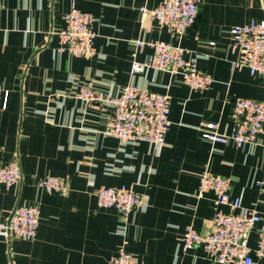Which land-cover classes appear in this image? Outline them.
I'll return each instance as SVG.
<instances>
[{
  "label": "crops",
  "instance_id": "obj_1",
  "mask_svg": "<svg viewBox=\"0 0 264 264\" xmlns=\"http://www.w3.org/2000/svg\"><path fill=\"white\" fill-rule=\"evenodd\" d=\"M72 1L0 0V85L9 91L7 108L0 106V164L16 160L22 169L19 183L0 186V219L22 204L38 205L41 216L35 239L0 237V264H110L121 247L137 253L142 264H217L202 246L183 247L186 226L210 231L217 208L213 191L199 195L200 176L208 169L231 177V195L264 217V186L257 184L264 181V149L213 143L200 127L214 122L219 132H229L235 97L264 100L263 78L234 68L237 54L230 48L233 26L264 20V0H199L195 25L181 35L143 16L140 7L162 0H75L96 17L91 57L58 50L57 33ZM137 39L185 48V57L213 82L194 90L170 71L132 74L133 61L153 52L149 45L137 47ZM87 80L114 96L132 83L168 94L166 144L121 145L108 132L113 105L77 97ZM47 174L66 178L69 194L39 188L38 178ZM120 185L146 200L128 219L97 200L102 186ZM250 243L255 245V233Z\"/></svg>",
  "mask_w": 264,
  "mask_h": 264
},
{
  "label": "built area",
  "instance_id": "obj_2",
  "mask_svg": "<svg viewBox=\"0 0 264 264\" xmlns=\"http://www.w3.org/2000/svg\"><path fill=\"white\" fill-rule=\"evenodd\" d=\"M2 3L0 2V8ZM143 16L155 18L170 32L183 34L193 27L199 15V0H162L156 7H140ZM96 17L82 10L72 1L65 14V26L58 31L60 52L77 57H91L96 53L94 39ZM231 50L237 54L232 60L234 68H248L253 75L264 80V20H251L231 28ZM139 48L149 45L153 52L145 61H133L131 73L144 72L149 68L180 74L184 83L194 90H203L211 85L213 77L200 69L197 61L186 58V49L157 39L135 42ZM214 44V42H212ZM2 109L8 105L9 91L0 85ZM77 97L91 103H110L113 105L111 127L108 131L118 138L121 145L130 142L148 141L155 146L166 144L171 124L170 96L152 91L137 84L124 87L120 95H112L99 90L92 80L79 86ZM233 127L229 132H219L218 124L204 123L200 129L205 139L213 143L226 144L232 141L237 147L261 145L264 149V100L237 96L231 110ZM22 179V169L18 161L0 164V186L10 188ZM257 184L264 186V181ZM37 186L48 193L68 195L70 187L66 178L43 175ZM211 190L216 195V212L212 218L210 231L199 232L193 224H188L183 237L185 250L202 246L208 258L217 264H258L264 258V217L259 211L243 205L241 196H232V178L214 175L205 169L200 176L199 195ZM101 207H115L124 219L139 207L146 204L144 196L126 185L102 186L97 192ZM220 205H228L237 212H224ZM38 205L22 204L10 215L0 219V237L6 241L14 238L35 239L40 224ZM256 235L255 245H251L252 234ZM110 264H142L139 255L124 247L117 249L110 258Z\"/></svg>",
  "mask_w": 264,
  "mask_h": 264
}]
</instances>
